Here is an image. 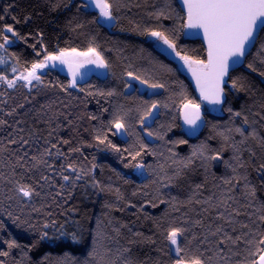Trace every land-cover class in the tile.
Masks as SVG:
<instances>
[{"label":"trees","instance_id":"obj_1","mask_svg":"<svg viewBox=\"0 0 264 264\" xmlns=\"http://www.w3.org/2000/svg\"><path fill=\"white\" fill-rule=\"evenodd\" d=\"M82 3L0 0V29L11 25L22 37L0 32L14 41L6 45L7 51L0 49V75L12 79L13 68L29 69L42 59L45 48L83 51L94 45L109 64L107 77L92 76L75 88L69 87L66 75L51 69L43 74L41 85L30 90L17 84L9 91L0 81V120L6 122L0 125V252L8 253L0 255V261L98 264L89 254L99 233L100 257L107 264H124L126 259L133 264H173L177 257L166 235L170 227H181L186 231L180 246L188 255L202 254L206 261L211 258L210 264H238L245 246L234 249L240 255L224 248L222 255L229 259L220 260L217 241L223 234L214 237L210 231L223 226L235 237L249 232L241 227L246 223L264 232L258 219L264 206V54L259 43L242 67L230 73L226 104L211 112L178 64L147 35L153 29L175 31L178 47L207 59L203 43L185 36V13L178 0H115L117 21L110 28L101 24L96 12L79 7ZM162 9L170 18L156 17ZM129 72L147 86L165 87L155 94L130 88ZM232 80L237 88L231 87ZM108 91L115 95L100 94ZM185 96L205 112L204 126L195 136L183 126ZM152 102L161 107L155 119L141 127L139 117ZM118 115L127 126L123 138L112 127ZM236 128L246 134L254 129L256 138L242 142ZM97 136L107 140L101 144ZM49 148L52 155H44ZM216 155L220 158H211ZM138 164L144 165L141 178L134 174ZM64 175L70 179L65 181ZM21 184L34 189L31 199L17 193ZM251 189L254 197L248 195ZM229 217L236 223L228 224ZM44 233L47 238L41 239ZM73 234L80 243L71 241ZM12 241L17 246L9 248Z\"/></svg>","mask_w":264,"mask_h":264},{"label":"snow or ice","instance_id":"obj_2","mask_svg":"<svg viewBox=\"0 0 264 264\" xmlns=\"http://www.w3.org/2000/svg\"><path fill=\"white\" fill-rule=\"evenodd\" d=\"M184 8L186 9L185 16L181 19L184 20V24L181 26L184 30H195L197 34L202 32L203 38L207 42V59L194 58L187 54L182 48L178 47L177 36L175 31L166 32L162 30H148L147 35L155 38L157 41L166 45L168 49L183 62V66L187 67L188 71L192 73L196 81V86L199 89L200 97L212 105H224L226 104V93L225 84L227 83L226 77L229 76V69L232 67L233 63L239 64L245 61V57L249 52L250 48H255L259 43L260 52L264 54V0H183ZM93 6L99 11L98 19L103 23L111 22L113 25L117 21L116 4L115 0H86L79 7L88 8ZM156 17H164L165 19L170 18L165 15L164 10L157 12ZM2 19V17H0ZM15 19V18H13ZM95 22V21H94ZM0 32L10 33L13 37L17 39H22L19 33L11 25H5ZM0 49L7 51L6 45L13 43L8 35H0ZM43 57L38 62H33L30 69L26 68L21 72L15 79H8L6 76L0 75V81L6 82L9 88L16 87L17 80L24 81V86H32L33 81L42 82V77L39 74V70H43L48 67H56L57 62L60 65H67L69 71L72 73V82L69 87H76V77L78 75V69L84 67L86 64L95 65L98 68L107 69L109 67L108 62L105 60L101 51L98 50L97 46L89 45L86 50L80 51L76 48L71 49H60L56 52H49L47 48L43 49ZM37 56H40L39 51L36 52ZM264 63V61H261ZM255 71V68L251 64L248 65ZM13 72L17 69L13 68ZM128 76L132 79H139L141 84L147 83L146 80L140 79L138 76H134L131 72ZM149 88L152 89H162L165 87L162 83H150ZM232 88H237L238 84L236 80L231 82ZM101 95L113 96L114 91H108L107 93H100ZM167 105H164L166 107ZM161 105L157 102H152L147 105L142 114L139 117V123L141 127L145 126V122L155 119L154 113L160 108ZM181 109L183 110V118L185 124L189 126L193 131L190 134H195V131L199 129L201 123H203V116L201 113V104L197 103L193 99L184 97L181 104ZM229 112L232 109H228ZM11 115V113H9ZM235 116H241L240 112H235ZM245 123H247V117L244 118ZM6 122L0 120V125ZM117 131H127V126L125 123L124 116L118 115L113 123ZM235 131L243 138L242 142L246 141L249 136L253 139L256 138V132L253 129L250 133L246 134L243 128H236ZM149 137L153 136V133L149 131L147 133ZM162 139V137H159ZM97 140L103 144L107 140L105 136L101 139L97 136ZM11 143H16V141H10ZM264 142V139H262ZM27 144V141H23ZM67 143V141H64ZM114 151H120L111 142H108ZM180 143H186V141H180ZM52 148H57L56 155H61L57 145H51ZM143 148L144 145L141 144ZM2 150V149H0ZM78 151V149H73ZM141 153L138 151L132 156L135 160L137 156ZM196 153L194 152V155ZM203 155V151L200 153ZM27 155V152L24 153ZM44 155L51 156V149H45ZM212 159H219V155L211 157ZM36 160V157L32 158ZM239 160V157H236ZM46 163V161H40ZM243 166L242 164L240 165ZM138 168H143V164L136 165ZM68 168L72 172H76L77 169L72 165H68ZM264 168V165H261ZM235 171V169H234ZM179 176V172H177ZM80 175H77L75 179H80ZM42 179L47 180V176H43ZM63 179L68 181L69 176L64 175ZM247 187V185H246ZM18 194L23 197L31 199L34 195V189L31 186L21 184L16 189ZM38 195V193H35ZM249 196H255V189H251L248 192ZM239 215V213H236ZM224 219L223 215L220 217ZM261 224H264V206L261 207V214L258 217ZM226 222L230 225L236 223L232 218H227ZM199 223V222H198ZM45 228L48 225H44ZM242 228L249 229L247 234L241 232L237 236L229 235L223 226L217 227L215 230L210 231V235L214 237H220L223 234V238H219L217 241V255L220 260L227 261L229 257L223 256L224 248H227L228 252L235 255H240L237 250L239 245L242 243L244 247V252L246 253L244 259L239 261L238 264H264V232L256 230L253 231L250 226L246 223L241 225ZM186 229L181 227H170L167 231L166 239L174 247L175 255L177 259L173 261V264H210L211 258L205 260L202 258V254L188 255L185 248L180 246V238L184 236ZM235 232V227L232 228ZM47 233H44L41 239L47 238ZM73 243H80V238L78 235L73 234L71 237ZM204 241H208V237H204ZM9 248L16 247L14 241L9 243ZM223 246V247H220ZM100 247V235L97 234L96 239L93 241L92 251L89 254L92 260H97L98 264H107L99 253ZM127 251V250H125ZM184 253V255H181ZM0 255H8L6 252H0ZM0 264H3L0 261ZM84 264H89V261H85ZM124 264H133L130 259H126Z\"/></svg>","mask_w":264,"mask_h":264},{"label":"rangeland","instance_id":"obj_3","mask_svg":"<svg viewBox=\"0 0 264 264\" xmlns=\"http://www.w3.org/2000/svg\"><path fill=\"white\" fill-rule=\"evenodd\" d=\"M160 47L164 46L162 42L158 41V44ZM30 69V68H29ZM54 70V71H57L61 74H64L66 75L70 82H72V74L69 72V71H66L64 70L63 68L60 67V64L57 62L56 64V67H48V68H45L43 70H39V74L41 75V77L43 76V74H45L48 70ZM81 70H83V75H81L80 77L77 76L76 77V84H80L84 81H86L87 79L91 78L92 76H97V77H100V78H105L108 76V68L107 69H104V68H98L96 67L95 65H91V64H86L84 67L80 68ZM24 70H18L16 72H13V78L12 79H15L21 72H23ZM130 81H131V87L130 88H134V87H138V89L141 91V92H146L148 94H155L159 91V89H152V88H149L147 85L145 84H141L140 82L136 81L135 79H132L130 78ZM5 87H7V89L12 90L13 88H9L7 86V83L6 82H2ZM24 81H21V80H17L16 82V86L17 84H20V86L22 88H25V89H34L36 86H39L41 85V82L38 84V82L36 81H33V84L32 86L28 87V86H24ZM211 111V112H216V111H219L218 107L216 108H213V109H210L208 108V111ZM117 134L120 138H123L124 135H123V132L122 131H117ZM134 174L136 176H138L139 178H141L143 175H144V171L142 168H136L135 169V172ZM26 199H29L27 197H25ZM171 245V244H170ZM174 247L175 246H172L171 245V249H172V252L175 254V251H174Z\"/></svg>","mask_w":264,"mask_h":264},{"label":"water","instance_id":"obj_4","mask_svg":"<svg viewBox=\"0 0 264 264\" xmlns=\"http://www.w3.org/2000/svg\"><path fill=\"white\" fill-rule=\"evenodd\" d=\"M81 1H82L83 3L86 2V0H81ZM178 3H179L180 8L182 9V11L185 13V12H186V9L184 8L183 0H178ZM87 9L90 10V11L96 12V13L99 15V11H98V9H95L93 6H89ZM100 22H101V21H100ZM101 24L104 25V26L107 27V28H110V27L113 25V23H111V22H108V23H103V22H101ZM184 32H185V36H186L187 38H189V39H198V40H200V41L203 43V45L205 46V48H206V53H207V42H206L205 39L203 38L202 32L199 33V34H197V32H196L195 30H185ZM252 49H253V48H250V49H249L248 54L252 51ZM161 52H162L166 57H168L170 60H172V61H174V62H176V63L178 64V66H179V68L182 70V72H184V73L187 75V77L189 78V80L191 81V83H192V85H193L195 91L197 92V94H198V96H199V98L201 99L202 102H204L206 105L210 106L211 108H215V107H217V105L209 104L207 101H204V100L200 97L199 89H198L197 86H196V81H195L194 77L192 76V73H191L190 71H188L187 67L183 66V62H182V61H180L177 57H175V55L171 52V49H168L167 46L164 45V46L161 47ZM248 54L246 55V57L248 56ZM246 57H245V60H246ZM244 62H245V61H244ZM244 62L239 63V64L233 63V64H232V67H230V69H229V75H230V73H231L232 71H234V70H236V69L242 67V65L244 64ZM60 67L63 68L64 70H66V71H69L67 65H60ZM69 72H70V71H69ZM83 72H84L83 70L78 69V75H77V76L80 77L81 75H83ZM70 73H71V72H70ZM71 74H72V73H71ZM228 77H229V76H228ZM228 77L225 78L226 81H227ZM219 106H221V105H219ZM201 113H202L203 121H204V114H205V112H204V110H203L202 108H201ZM182 122H183V126H184L185 131H186L189 135H191V136H195L196 134H198V133L201 131V129L203 128V126H204V122H203V123H201L199 129L195 131V134H190L193 130L190 129L189 126H188L187 124H185V122H184V118H183V110H182Z\"/></svg>","mask_w":264,"mask_h":264}]
</instances>
